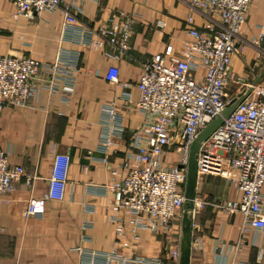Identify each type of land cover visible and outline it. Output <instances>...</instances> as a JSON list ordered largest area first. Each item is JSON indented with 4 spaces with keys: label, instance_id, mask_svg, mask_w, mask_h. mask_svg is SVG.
Segmentation results:
<instances>
[{
    "label": "crops",
    "instance_id": "obj_1",
    "mask_svg": "<svg viewBox=\"0 0 264 264\" xmlns=\"http://www.w3.org/2000/svg\"><path fill=\"white\" fill-rule=\"evenodd\" d=\"M15 9L14 0H0V55L31 54L54 62L63 49L64 56L75 57L72 59L79 70L73 75V95L52 98L43 88L31 106L6 105L0 114V147L8 153L10 162L24 166L27 174L35 176L30 182L22 177L15 184L12 200L0 201V264H78L79 245L158 255L164 264H170L169 248L178 237V224L173 225L170 234L135 232L130 226L119 233L111 219L122 213L106 185L113 177L126 174L125 163L135 162L131 157L133 136L144 116L134 105L128 106L126 97L139 99L137 82L144 63L158 52L177 54L189 37L190 15L200 28L211 19L193 8L189 0H84L76 16L80 24L95 30L97 39L110 28L113 12L134 17L130 48L120 52L107 42L102 47L79 44L75 40L82 36L80 26H72L63 36L59 10L17 19L13 16ZM263 22L264 0H252L241 32L247 45L233 60L236 72L247 73L246 62L253 66L254 76L264 69V51L255 42ZM112 102L119 110L113 124L123 130L115 128L110 134L106 107ZM108 137L113 144L106 151L103 143ZM54 152L71 158L64 197L46 199L42 215L25 217L28 200L43 198L47 192ZM167 160L174 163L177 157L170 154ZM236 197V187L222 176L197 178L190 264L234 260L261 264L257 251L264 247V230L242 235L243 214L217 207ZM203 201L207 203L201 205ZM86 220L92 223L83 229ZM241 237L244 241L238 246Z\"/></svg>",
    "mask_w": 264,
    "mask_h": 264
},
{
    "label": "built area",
    "instance_id": "obj_2",
    "mask_svg": "<svg viewBox=\"0 0 264 264\" xmlns=\"http://www.w3.org/2000/svg\"><path fill=\"white\" fill-rule=\"evenodd\" d=\"M83 1L14 0L13 16L33 18L44 11L59 10L63 16V36L66 37L72 26H80L82 36L79 41L75 40L79 44L102 47L107 42L120 52L128 50L134 17L113 12L110 28L97 39L95 30L87 29L77 19L76 9ZM189 1L193 8L208 16L211 23L200 28L190 15L189 37L181 43L177 54L158 52L144 63L137 82L139 99L132 101L126 97L128 106L134 105L144 116V122L133 136L131 157L135 162L125 163L126 174L113 177L106 185L122 213L111 219L119 233L130 226L135 232L170 234L173 225L178 224V237L169 248L170 264H180L185 186L195 140L201 129L251 84L254 80L251 77L255 75L253 66L247 62V73L233 69L234 56L241 54L247 45L241 32L252 0ZM119 16L124 19L118 20ZM255 42L264 51V22ZM62 50L54 62L31 54L0 55V114L6 105L31 106L43 88L52 98L74 94L73 75L79 70L78 63L72 59L75 57L64 56ZM61 81L64 83L60 88ZM123 87L127 84L123 83ZM106 112L110 117L107 129L111 134L119 127L113 124L119 110L112 102ZM112 144L108 137L103 143L106 151ZM170 154L176 155V162H168ZM196 160L198 177L219 175L236 187L238 197L225 200L217 207L228 213L243 214L242 235L250 230H264V78L201 143ZM70 164L68 154L54 152L47 192L43 198L28 200L25 217L42 215L46 199L64 197ZM114 171L117 174V170ZM22 177H27L29 182L35 178L27 174L24 166L10 162L8 153L0 147V201L12 200L15 184ZM91 223L86 220L82 228ZM243 241L241 237L238 246ZM76 251L78 264H164L161 256L123 253L118 247L106 251L79 245ZM257 258L264 264V247L258 248ZM221 264L243 263L234 260Z\"/></svg>",
    "mask_w": 264,
    "mask_h": 264
},
{
    "label": "water",
    "instance_id": "obj_3",
    "mask_svg": "<svg viewBox=\"0 0 264 264\" xmlns=\"http://www.w3.org/2000/svg\"><path fill=\"white\" fill-rule=\"evenodd\" d=\"M264 78V69L255 76L251 84L238 96L233 98L225 108L208 122L199 132L194 143V149L188 164V176L185 186L186 202L181 222V256L180 264H190L191 262V239H192V212L195 209L196 189H197V153L200 145L205 141L220 125L223 124L237 108V106L253 92L254 86Z\"/></svg>",
    "mask_w": 264,
    "mask_h": 264
},
{
    "label": "rangeland",
    "instance_id": "obj_4",
    "mask_svg": "<svg viewBox=\"0 0 264 264\" xmlns=\"http://www.w3.org/2000/svg\"><path fill=\"white\" fill-rule=\"evenodd\" d=\"M231 91H232V88H230L229 92H231Z\"/></svg>",
    "mask_w": 264,
    "mask_h": 264
}]
</instances>
